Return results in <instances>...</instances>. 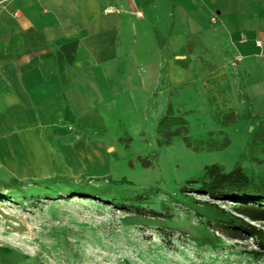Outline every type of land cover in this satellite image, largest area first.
<instances>
[{"label":"rangeland","instance_id":"rangeland-1","mask_svg":"<svg viewBox=\"0 0 264 264\" xmlns=\"http://www.w3.org/2000/svg\"><path fill=\"white\" fill-rule=\"evenodd\" d=\"M200 44L189 40L168 50L156 88L105 96L80 124L65 125L66 136L3 139L0 264H264L250 254L257 250L250 238L229 235L195 214L202 206L193 202L206 197L179 193L205 166L229 172L242 155L248 175H264V155L245 152L264 120V46L242 60L234 48ZM226 113L234 114V123L222 119ZM224 137L230 145L220 152L194 144ZM55 176L107 197L127 191L149 197L127 201L126 208L81 199L60 184H43ZM234 205L218 202L229 212ZM212 234L219 238L215 246L199 244Z\"/></svg>","mask_w":264,"mask_h":264},{"label":"crops","instance_id":"crops-1","mask_svg":"<svg viewBox=\"0 0 264 264\" xmlns=\"http://www.w3.org/2000/svg\"><path fill=\"white\" fill-rule=\"evenodd\" d=\"M189 40L256 56L264 0H0V144L66 136L105 96L156 88Z\"/></svg>","mask_w":264,"mask_h":264},{"label":"trees","instance_id":"trees-1","mask_svg":"<svg viewBox=\"0 0 264 264\" xmlns=\"http://www.w3.org/2000/svg\"><path fill=\"white\" fill-rule=\"evenodd\" d=\"M245 104L246 101H245ZM247 106V105H246ZM250 115H246L249 118ZM230 118V120H229ZM225 122L234 123V114L226 113L222 118ZM222 134V133H220ZM211 136V134H209ZM196 143L198 148L208 154L220 152L230 145L229 139H202ZM193 143L185 141V145L190 147ZM245 152L251 157L264 155V120H260L245 143ZM245 155L240 156L234 167L229 172H224L222 167L217 164L204 167L203 175L194 180L184 182L179 193L186 196V193L204 196L207 201H194L197 216L206 220L209 225H216L227 232L229 235L250 238L256 245L257 250L250 254L257 260L264 258V175H248L242 166V159ZM111 183L110 179H108ZM119 181L118 183H123ZM15 186H22L23 183L14 181ZM43 184H60L68 188L67 195L81 199L97 200L99 202H108V204L125 207V202H141L149 197V192L137 193L126 192L128 195L120 197H107L93 186L74 187L68 183L64 177L55 176L43 182ZM39 198V196H36ZM191 198L190 196H187ZM47 198H49L47 196ZM51 200V199H48ZM235 203L232 212L226 211L218 206V202ZM123 202V203H122ZM140 211L135 213L144 217ZM257 225V226H256ZM200 245L215 246L219 238L212 235H202L198 238Z\"/></svg>","mask_w":264,"mask_h":264},{"label":"built area","instance_id":"built-area-1","mask_svg":"<svg viewBox=\"0 0 264 264\" xmlns=\"http://www.w3.org/2000/svg\"><path fill=\"white\" fill-rule=\"evenodd\" d=\"M255 47H256L257 49H261V48H262L261 43H260V42H256V43H255Z\"/></svg>","mask_w":264,"mask_h":264},{"label":"bare ground","instance_id":"bare-ground-1","mask_svg":"<svg viewBox=\"0 0 264 264\" xmlns=\"http://www.w3.org/2000/svg\"><path fill=\"white\" fill-rule=\"evenodd\" d=\"M16 87V86H15ZM22 98V97H21ZM84 121H85V119H84ZM50 140V139H49ZM7 252V251H6Z\"/></svg>","mask_w":264,"mask_h":264}]
</instances>
